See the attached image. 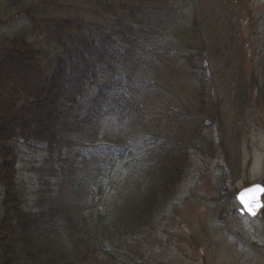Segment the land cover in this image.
Masks as SVG:
<instances>
[{
    "label": "rangeland",
    "instance_id": "374dc122",
    "mask_svg": "<svg viewBox=\"0 0 264 264\" xmlns=\"http://www.w3.org/2000/svg\"><path fill=\"white\" fill-rule=\"evenodd\" d=\"M101 1L103 8L109 7L114 13H124L125 9L130 13L125 0ZM138 3L142 6V1ZM147 4L150 10L144 16L149 15L148 19L133 20L113 16L110 10L100 11L97 0H0V61L6 53L4 40L24 34L40 47L45 60L43 72L49 74L58 45L49 35L36 33L23 14L24 7L36 6L42 21L81 20L84 32L92 38L116 24L140 25L144 34L139 40L126 37L138 42L139 49L134 56L122 59L124 64L119 67L135 87L140 102L132 105V114L110 125L102 124L98 142L122 143L134 129L131 133L140 136L180 134V139L189 144L186 157L182 156L186 169L181 171L179 183L146 224L137 221L139 216L135 220L137 201L144 190L140 181L127 203L121 178L114 177L112 190L98 202L87 196L85 202L76 203L74 177L65 175L62 179L54 166L69 159L75 163V171L84 168L92 176L100 159L88 158L86 150L74 146L56 150L53 162H46L51 157L47 145L15 140L11 145L19 159L18 185L24 209L36 212L52 200L57 207L56 200L61 199L63 211H71L79 223L82 221V228L75 229H89L83 224L86 220L90 228L100 231V213L112 222L123 204L124 214L132 216L139 228L136 236L127 237V243L149 264H264V209L256 218L241 215L235 197L247 185L264 184V101L258 97L256 81L251 79L256 74L260 86L264 85V17L256 25L259 31L254 29L256 46L252 50L247 42L252 35L250 25L255 23L246 21L247 8L258 6L259 0H179L180 6L172 13L163 10L164 0ZM125 43L128 45L124 48L133 44ZM10 62L8 67L13 64ZM200 73L205 82L200 81ZM80 104L87 106L83 100ZM87 158L91 161L86 164ZM137 166L132 162L129 169ZM144 181L153 185L150 179ZM3 197L4 191H0V202ZM87 264L121 262H108L99 253Z\"/></svg>",
    "mask_w": 264,
    "mask_h": 264
},
{
    "label": "trees",
    "instance_id": "16d2710c",
    "mask_svg": "<svg viewBox=\"0 0 264 264\" xmlns=\"http://www.w3.org/2000/svg\"><path fill=\"white\" fill-rule=\"evenodd\" d=\"M143 1L125 0L130 13L126 9L124 13H114L109 7L103 8L101 0H97V7L100 11L110 10L116 17L147 20L149 15L144 16L150 10L147 3L153 0H147L146 4ZM178 1L164 0L163 10L172 13ZM37 10L36 6H26L23 14L35 26L36 33L49 35L58 45L51 74L43 72L45 60L40 47L30 43L24 34L4 40L6 53L0 61V191H4L0 202V264H87L99 253L108 262L149 264L127 243V237L136 236L138 216V222L147 224L152 212L169 198L182 177L181 171L186 169V159L182 156L186 157L189 144L180 139V134L179 137L160 133L140 136L131 133L134 129L122 143L98 142L102 124L110 125L113 120L132 114L135 108L132 105L140 102L135 87L120 73L119 67L124 64L120 62L122 59L137 52L139 43L133 40H139L144 31L140 32V25L128 22L129 26L116 24L92 38L84 32L83 21L60 18L42 21ZM246 13L248 24L255 23L250 25L252 35L247 42L252 50L256 46L254 29L259 31L256 25L264 17V0H259L256 7H248ZM128 41L133 42L132 46L124 48ZM115 44L118 48H113ZM8 60L13 63L9 67ZM251 79L256 81L258 97L264 101V89H261L264 85L260 86L256 74ZM200 81H206L203 73ZM81 100L87 106H82ZM213 111L218 115L216 108ZM18 139L47 145L51 157L46 162H53L56 150L74 146L86 150L88 158L100 159L92 176L84 168L75 171V163L69 159L59 167L54 166L62 179L65 175L74 177L72 192L76 203L85 202L87 196L98 202L112 190L113 177L121 178L125 191L122 196L127 203L140 181L145 191L142 190L143 196L137 201L135 220L124 214L123 204L112 222H107L101 213L97 215L102 222L100 231L90 228L86 220L83 224L90 230L75 229L82 226V221L79 223L71 211H63L61 199L56 200L57 207L52 205L55 203L52 200L36 212L26 211L18 185L19 159L11 145ZM88 158L86 164L91 161ZM132 162L138 163L133 171L129 169ZM144 179H150L153 185H146Z\"/></svg>",
    "mask_w": 264,
    "mask_h": 264
},
{
    "label": "water",
    "instance_id": "95a60500",
    "mask_svg": "<svg viewBox=\"0 0 264 264\" xmlns=\"http://www.w3.org/2000/svg\"><path fill=\"white\" fill-rule=\"evenodd\" d=\"M249 189H263V188L261 186H254ZM249 189L243 191L238 199L245 206V208L251 215H255L262 208L261 195L263 194L264 191L249 192ZM242 197L244 200H247L249 202V204L252 207V211H250L249 207L242 202Z\"/></svg>",
    "mask_w": 264,
    "mask_h": 264
},
{
    "label": "snow or ice",
    "instance_id": "6c2138e0",
    "mask_svg": "<svg viewBox=\"0 0 264 264\" xmlns=\"http://www.w3.org/2000/svg\"><path fill=\"white\" fill-rule=\"evenodd\" d=\"M253 191H264V189H249V192H253ZM242 202L245 203V205L249 207L250 211H252L251 205L249 204L247 200H244L243 197H242Z\"/></svg>",
    "mask_w": 264,
    "mask_h": 264
}]
</instances>
